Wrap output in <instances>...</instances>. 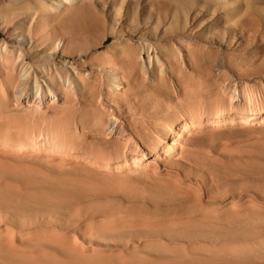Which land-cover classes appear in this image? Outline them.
<instances>
[{
    "label": "rangeland",
    "instance_id": "1",
    "mask_svg": "<svg viewBox=\"0 0 264 264\" xmlns=\"http://www.w3.org/2000/svg\"><path fill=\"white\" fill-rule=\"evenodd\" d=\"M58 1L0 0V264H264V0Z\"/></svg>",
    "mask_w": 264,
    "mask_h": 264
},
{
    "label": "bare ground",
    "instance_id": "2",
    "mask_svg": "<svg viewBox=\"0 0 264 264\" xmlns=\"http://www.w3.org/2000/svg\"><path fill=\"white\" fill-rule=\"evenodd\" d=\"M75 0H59L58 1V7H56L57 9L63 7V6H72V4L74 3ZM19 37L21 39H27L30 40L29 37L27 35H24L23 33L19 34Z\"/></svg>",
    "mask_w": 264,
    "mask_h": 264
}]
</instances>
